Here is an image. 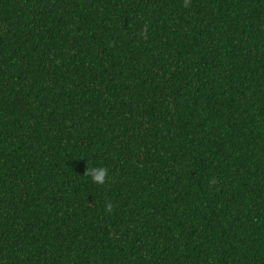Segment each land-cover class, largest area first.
<instances>
[{
    "label": "trees",
    "instance_id": "16d2710c",
    "mask_svg": "<svg viewBox=\"0 0 264 264\" xmlns=\"http://www.w3.org/2000/svg\"><path fill=\"white\" fill-rule=\"evenodd\" d=\"M0 264H264V0H0Z\"/></svg>",
    "mask_w": 264,
    "mask_h": 264
},
{
    "label": "clouds",
    "instance_id": "9594fccd",
    "mask_svg": "<svg viewBox=\"0 0 264 264\" xmlns=\"http://www.w3.org/2000/svg\"><path fill=\"white\" fill-rule=\"evenodd\" d=\"M87 175L90 176L93 182L103 184L107 176V169L104 167L92 168L88 170ZM110 207L111 206H106V210H110Z\"/></svg>",
    "mask_w": 264,
    "mask_h": 264
}]
</instances>
